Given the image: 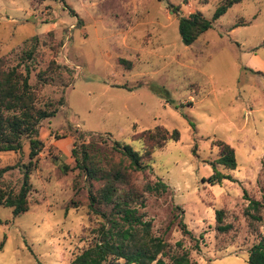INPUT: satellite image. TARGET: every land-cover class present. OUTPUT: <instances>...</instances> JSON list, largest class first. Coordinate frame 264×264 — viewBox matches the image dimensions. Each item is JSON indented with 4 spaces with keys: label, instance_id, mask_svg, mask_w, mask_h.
Returning <instances> with one entry per match:
<instances>
[{
    "label": "rangeland",
    "instance_id": "rangeland-1",
    "mask_svg": "<svg viewBox=\"0 0 264 264\" xmlns=\"http://www.w3.org/2000/svg\"><path fill=\"white\" fill-rule=\"evenodd\" d=\"M221 1L0 0V56L23 71L28 64L39 104L58 107L39 125L43 143L32 158L28 209L13 216L0 205V264H66L88 245L102 218L88 208L72 147L85 141L107 151L118 138L139 150V132L156 125L176 128L180 137L132 174L139 186L158 178L168 184L161 195L145 192L141 210L152 233L171 244L181 239L195 264H248L264 230L244 212L250 199L264 203V0L233 3L189 44L178 31L179 16L199 10L211 18ZM218 138L234 147L237 165L217 163L232 178L210 183L202 177L213 171ZM28 151L27 137L18 150H0V166L15 165L2 176L15 190ZM218 208L231 223L226 231L216 228Z\"/></svg>",
    "mask_w": 264,
    "mask_h": 264
},
{
    "label": "trees",
    "instance_id": "trees-1",
    "mask_svg": "<svg viewBox=\"0 0 264 264\" xmlns=\"http://www.w3.org/2000/svg\"><path fill=\"white\" fill-rule=\"evenodd\" d=\"M240 0H222L213 11L212 17H205L201 11L194 10L178 19V31L182 41L186 44L194 41L203 31L211 27L213 21L222 15L229 6ZM170 9L178 12V6L170 4ZM35 46V44H31ZM34 49V48H33ZM25 50L26 57H32V50ZM120 62L130 67L131 62L119 58ZM55 64L51 60L50 65ZM60 66L59 63L55 64ZM54 65V66H55ZM71 73L72 68L62 65ZM255 71V70H254ZM257 71V70H256ZM30 68L25 65L23 71L17 65L6 66L4 56H0V150H18L22 146V138L29 141L28 155L30 160L25 164L19 188L15 190L2 180L5 171L14 164L0 166V205L10 206L12 215L16 216L29 207L27 194L31 189L29 173L34 165L32 158L38 153L43 141L38 136L42 119L57 111V104L52 100H45L40 105L36 87L29 82ZM43 77L40 74V78ZM45 79V78H42ZM125 86V85H124ZM127 88H131L126 86ZM160 95L159 87L152 86ZM60 97L58 104H63ZM180 137L178 129L169 130L163 125L146 128L139 132L137 138L141 141V148L133 146L121 139L112 138L109 150L101 151L93 142H81L72 147L78 173L82 174L87 183V205L91 212L98 214L102 220L91 228L92 241L76 252L66 264H195L190 255V249L185 247L181 239L173 244L162 236L152 233V223L145 218L141 207L145 205V192L161 195L168 189V184L158 178L155 181L146 180L139 186L133 181L132 174L136 170H145L156 148ZM104 142L103 138H101ZM219 154L213 161V171L202 179L210 183H220L223 179H231L229 173L216 167L222 164L228 168H235L237 159L235 149L227 141L216 139ZM67 167V165H65ZM77 180H74V184ZM264 207L258 199H250L244 212L251 220L261 222L264 229ZM175 208L180 209L179 205ZM253 209V210H250ZM176 213H174L172 222ZM224 211L215 210L216 228L226 231L231 223H223ZM170 224V223H169ZM169 224L167 226H169ZM178 224L183 233L194 239L193 248L199 249V241L191 233L182 217ZM0 243V247L2 246ZM248 264H264V230L259 238L250 246L247 255Z\"/></svg>",
    "mask_w": 264,
    "mask_h": 264
}]
</instances>
